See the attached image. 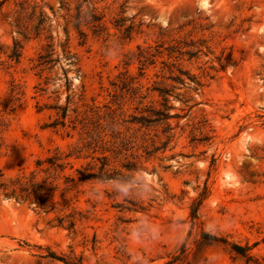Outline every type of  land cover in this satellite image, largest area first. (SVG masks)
<instances>
[{
  "label": "rangeland",
  "instance_id": "374dc122",
  "mask_svg": "<svg viewBox=\"0 0 264 264\" xmlns=\"http://www.w3.org/2000/svg\"><path fill=\"white\" fill-rule=\"evenodd\" d=\"M0 171V264H264V0H0Z\"/></svg>",
  "mask_w": 264,
  "mask_h": 264
},
{
  "label": "trees",
  "instance_id": "16d2710c",
  "mask_svg": "<svg viewBox=\"0 0 264 264\" xmlns=\"http://www.w3.org/2000/svg\"><path fill=\"white\" fill-rule=\"evenodd\" d=\"M79 18V15H78ZM83 35V33H81ZM62 57L63 61L67 64V67H64L62 64L60 65L61 58L59 55H55V47L52 44H46V47L43 49V51L39 52L36 58L35 67H37L40 70H43L45 68H50L55 64H59V69L62 71L64 83L66 84V88H68V75L67 72L69 71L70 66L76 65V57L70 52V50L67 48L66 45H62ZM55 55V56H54ZM163 105H164V111H159L158 115H161L160 119L168 120V118L171 117L170 114L166 112L168 109V106L165 105L167 99L163 98ZM66 114V107H62V118L65 117ZM39 164V162H37ZM79 179L85 180L89 178H98V179H106L108 177L107 173L105 171L101 170L98 175L95 173H86L83 171H79ZM10 186L6 184L3 180V174L0 171V188L4 190V194L8 195H21L26 198H32V200L37 204V206H40L42 208H46L50 206L48 202L45 201V198L42 196H37L36 191L40 190V187L37 186L36 182L33 180V174L28 178V180L25 183H21L20 180H15L10 183ZM203 238L206 240L211 241H218L222 240L215 235H210L207 233H203ZM232 248L237 252H243L242 247L238 245H232Z\"/></svg>",
  "mask_w": 264,
  "mask_h": 264
}]
</instances>
